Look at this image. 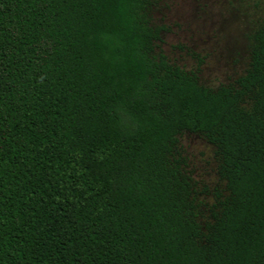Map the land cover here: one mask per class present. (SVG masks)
<instances>
[{"label": "trees", "instance_id": "obj_1", "mask_svg": "<svg viewBox=\"0 0 264 264\" xmlns=\"http://www.w3.org/2000/svg\"><path fill=\"white\" fill-rule=\"evenodd\" d=\"M155 2L0 0V264H264V16L211 88ZM183 131L214 146L207 219Z\"/></svg>", "mask_w": 264, "mask_h": 264}, {"label": "rangeland", "instance_id": "obj_2", "mask_svg": "<svg viewBox=\"0 0 264 264\" xmlns=\"http://www.w3.org/2000/svg\"><path fill=\"white\" fill-rule=\"evenodd\" d=\"M150 16L164 27L156 50L215 88L233 83L248 68L250 36L264 16V0H156ZM177 149L194 182L201 218L207 219L216 192L224 187L214 146L199 134L183 131Z\"/></svg>", "mask_w": 264, "mask_h": 264}]
</instances>
